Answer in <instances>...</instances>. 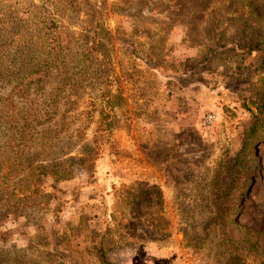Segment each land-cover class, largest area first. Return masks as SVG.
Segmentation results:
<instances>
[{
    "label": "rangeland",
    "instance_id": "1",
    "mask_svg": "<svg viewBox=\"0 0 264 264\" xmlns=\"http://www.w3.org/2000/svg\"><path fill=\"white\" fill-rule=\"evenodd\" d=\"M28 111L55 176L0 192V264H264V0H0V140Z\"/></svg>",
    "mask_w": 264,
    "mask_h": 264
},
{
    "label": "trees",
    "instance_id": "2",
    "mask_svg": "<svg viewBox=\"0 0 264 264\" xmlns=\"http://www.w3.org/2000/svg\"><path fill=\"white\" fill-rule=\"evenodd\" d=\"M54 47H50V52H47V56L45 54V63L51 64L54 58L55 54V48L56 45L53 43ZM109 92L108 90L105 91L103 94H101V97L104 96V94H107ZM45 99H47V96L44 95ZM53 99H48L47 101L43 102L40 106V109L43 111V114L47 115L46 118L49 120L51 116V108L54 107V109H57L58 101ZM50 103V104H48ZM240 106L242 109H244L248 114H250L253 125L251 129L246 132L245 136L246 139L255 138L258 134V129L260 126V119L261 115L263 113V107L261 103H255L253 100H246L241 101ZM31 111H28L25 113V128H24V134L21 135V137H17L18 133L15 132V129L17 126L15 123H13L11 120H9V136L5 135L4 140H0V192L4 194V200H7L9 202L17 201V203L23 201V199L28 198L29 200L32 198H41L43 195V189H44V178L46 179L51 174L53 176L54 173L49 172L47 170V167L42 164V162L48 160V149L49 145L53 140V137H51V130H48V128L37 131L35 134L31 133L32 126L31 123L36 121L38 122L40 119L43 118L41 113L37 114H31ZM33 118V119H32ZM215 123V122H214ZM40 125H43V123H38ZM211 128L206 129L202 126L203 129L206 131H210ZM3 129H7L6 125L2 126ZM102 135L103 131H98ZM17 141L19 143H17ZM17 143V145H16ZM95 149H92L89 153L84 154V157H80L78 159L69 158L70 160H75L78 162L79 166L86 168L89 170V172L93 171L94 168V161L96 160L97 154H98V140H95ZM18 149L17 151L15 149ZM31 151H34V154L31 155ZM246 152V144L243 145L234 156L233 163L230 164V167H227V172H232L233 180L231 183H234L233 185H239L241 181V158L242 154ZM69 152H64L61 150L58 152V156H63L68 154ZM13 156H17L20 160L19 163H15L16 159H13ZM30 156V157H29ZM37 160L38 164L37 166L33 167L30 164H27V159ZM23 159H26L25 162H23ZM21 176L25 175V182L21 184H14L11 181H9V178L12 177V175ZM3 199H0V203ZM100 247V246H99ZM101 250V248H100ZM102 264H110L104 261L101 257Z\"/></svg>",
    "mask_w": 264,
    "mask_h": 264
},
{
    "label": "built area",
    "instance_id": "3",
    "mask_svg": "<svg viewBox=\"0 0 264 264\" xmlns=\"http://www.w3.org/2000/svg\"><path fill=\"white\" fill-rule=\"evenodd\" d=\"M215 114L214 113H207L204 118H203V126L206 128V129H209L212 127V125L214 124L215 122Z\"/></svg>",
    "mask_w": 264,
    "mask_h": 264
},
{
    "label": "crops",
    "instance_id": "4",
    "mask_svg": "<svg viewBox=\"0 0 264 264\" xmlns=\"http://www.w3.org/2000/svg\"><path fill=\"white\" fill-rule=\"evenodd\" d=\"M166 256H167V254H166Z\"/></svg>",
    "mask_w": 264,
    "mask_h": 264
}]
</instances>
